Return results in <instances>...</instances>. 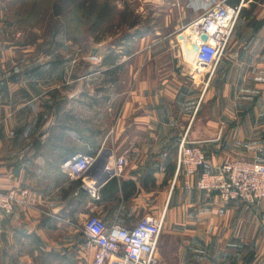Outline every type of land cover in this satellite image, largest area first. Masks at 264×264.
<instances>
[{"label":"crops","instance_id":"obj_1","mask_svg":"<svg viewBox=\"0 0 264 264\" xmlns=\"http://www.w3.org/2000/svg\"><path fill=\"white\" fill-rule=\"evenodd\" d=\"M218 1L143 0L162 26L139 36L127 59L104 64L97 87L83 84L73 98L78 79L64 80L56 59L73 42L62 27L65 13L48 10V0H0V191L27 190V204L1 223L0 264H92L95 248L82 232L91 214L124 227L165 215L163 264H264V204L223 203L185 187L197 176L175 180L184 134L214 165L264 160V0H227L240 14L227 56L210 74L186 62L178 42L179 31ZM44 11L58 22L47 39L50 60L27 62V45L15 41ZM102 151L107 166L82 179L64 168L78 154ZM119 157L127 164L113 175L108 166Z\"/></svg>","mask_w":264,"mask_h":264},{"label":"built area","instance_id":"obj_2","mask_svg":"<svg viewBox=\"0 0 264 264\" xmlns=\"http://www.w3.org/2000/svg\"><path fill=\"white\" fill-rule=\"evenodd\" d=\"M240 9L229 5L227 0L218 1L202 16L185 26L194 27L187 37L198 45L196 66H205L214 72L215 67L227 56V50L236 26ZM203 35L207 40H203ZM240 147L248 144L238 142ZM96 157L78 154L69 159L64 168L76 179H82L91 169ZM127 160L119 157L109 165L113 175L123 172ZM184 173L188 178L197 176L187 189L197 188L208 195L216 194L223 203H242L248 208L264 204V160L260 155L249 159L241 156L221 165H214L199 144L191 142L184 134L178 143L176 174ZM96 196V190H89ZM27 190L0 191V232L2 221L13 215L16 205L27 204ZM223 212V210H221ZM165 215L145 216L133 227L108 225L102 217L91 214L85 220L82 232L88 244L95 248L92 264H163L158 256V245L164 229Z\"/></svg>","mask_w":264,"mask_h":264},{"label":"rangeland","instance_id":"obj_3","mask_svg":"<svg viewBox=\"0 0 264 264\" xmlns=\"http://www.w3.org/2000/svg\"><path fill=\"white\" fill-rule=\"evenodd\" d=\"M90 1L92 0H80L82 4L79 11L80 25L74 23V26L67 29L68 17L63 21V30L67 33V38L73 42L68 44L64 42L65 45L56 58L57 61L63 63L64 80L78 79L79 86H76L73 92L75 93L81 85L80 94L84 89L83 84L88 82L92 84L97 81L95 84L97 87L98 80L102 77L101 67L104 65V60L108 63L114 59L116 61L122 58L127 59L137 50L139 36L162 26V15L154 14L153 17L156 8L151 4H145L143 0H93L95 6L92 8V14L86 17V8ZM29 10L28 5L27 12ZM43 13L44 17L28 22V26H38L35 29L23 27V34L19 37V41H15L27 45V62L50 60L47 51L50 45L52 47V43L47 42V39L52 29L58 28V22L46 18L45 11ZM65 15H69V12ZM184 28L179 31L178 38V42H182L183 46L186 41L182 35ZM93 47H101L96 57L91 56ZM211 71L206 68L203 73L210 74ZM122 76L124 73L116 75L118 78Z\"/></svg>","mask_w":264,"mask_h":264},{"label":"water","instance_id":"obj_4","mask_svg":"<svg viewBox=\"0 0 264 264\" xmlns=\"http://www.w3.org/2000/svg\"><path fill=\"white\" fill-rule=\"evenodd\" d=\"M202 39L207 40V36L203 35ZM100 51H101V47H98V48L93 47L91 56L92 57L98 56ZM198 51H199L198 45L195 44L194 42H190L188 39H186V41L184 43V59H185V61L188 63L191 62L193 60V56L197 55ZM180 70H181V67H176L177 72H180ZM80 92H81V85H80V87H78L77 91L72 95L73 98L77 97L80 94ZM54 118H55V112H53L51 118L45 124L43 130L40 133V137L43 138L49 134V131L54 124ZM107 156H108V153L105 151H102V153L98 157H96V160L93 164L94 169L107 166V164H106L107 163V161H106Z\"/></svg>","mask_w":264,"mask_h":264},{"label":"trees","instance_id":"obj_5","mask_svg":"<svg viewBox=\"0 0 264 264\" xmlns=\"http://www.w3.org/2000/svg\"><path fill=\"white\" fill-rule=\"evenodd\" d=\"M52 0H48V10L50 8H52V10L58 14H61V13H67L69 12V15H66L65 18L68 17L67 21L69 22L68 25H67V29H69L68 27H72L74 26V23L76 25H80L81 21H79V14H80V9H81V3H80V0H56L54 1L53 3H51ZM88 4V3H87ZM95 6V1H90V4L89 6L86 8V12H87V16H90L92 14V8ZM38 7L37 6H34L33 7V13H39V10L36 11ZM36 11V12H35ZM116 59L112 60V62H115ZM103 64H107V61L104 60V63ZM114 64V63H112ZM119 68V67H116V69Z\"/></svg>","mask_w":264,"mask_h":264},{"label":"bare ground","instance_id":"obj_6","mask_svg":"<svg viewBox=\"0 0 264 264\" xmlns=\"http://www.w3.org/2000/svg\"><path fill=\"white\" fill-rule=\"evenodd\" d=\"M193 30H194V27H192V28H187V29L185 30L184 35L186 36V39H187V37H189V35L193 32ZM196 57H197V55H194V56H193V60H192L191 62H189V63H190V64H194V65H196V64H197ZM206 68H207V67L202 66V67H200V71H201V72H202V71H205Z\"/></svg>","mask_w":264,"mask_h":264}]
</instances>
